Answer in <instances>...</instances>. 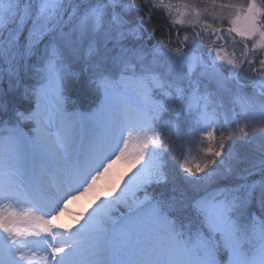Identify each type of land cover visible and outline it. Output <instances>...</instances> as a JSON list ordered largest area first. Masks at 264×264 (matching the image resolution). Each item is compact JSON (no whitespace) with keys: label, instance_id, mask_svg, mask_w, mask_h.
<instances>
[{"label":"snow or ice","instance_id":"obj_1","mask_svg":"<svg viewBox=\"0 0 264 264\" xmlns=\"http://www.w3.org/2000/svg\"><path fill=\"white\" fill-rule=\"evenodd\" d=\"M5 74L0 264H264V0H0Z\"/></svg>","mask_w":264,"mask_h":264},{"label":"trees","instance_id":"obj_2","mask_svg":"<svg viewBox=\"0 0 264 264\" xmlns=\"http://www.w3.org/2000/svg\"><path fill=\"white\" fill-rule=\"evenodd\" d=\"M157 23L163 25V20H159ZM65 94L72 110L87 112L92 110L97 103L96 94L86 76L71 79L67 84ZM0 101L6 103L9 109L7 113L0 112V119H8L15 109L23 111L28 107L27 100L23 98V89L13 90L6 74L0 79Z\"/></svg>","mask_w":264,"mask_h":264},{"label":"rangeland","instance_id":"obj_3","mask_svg":"<svg viewBox=\"0 0 264 264\" xmlns=\"http://www.w3.org/2000/svg\"><path fill=\"white\" fill-rule=\"evenodd\" d=\"M134 168H129L128 162L124 160H118L113 165L112 169L110 170V176L108 177H102L101 180H99L98 187L101 190L100 197L104 198L108 195L107 193V185L109 183L110 178H114L116 176H123V179H121V184L123 183L124 179H127L129 175H131V172L134 171ZM98 200H93V194L89 193L83 197H81L80 200L74 201L71 205H69L70 211L66 213L62 218V222L67 224H72L75 216V213L78 212H87L91 211L92 208L95 206V203H97Z\"/></svg>","mask_w":264,"mask_h":264}]
</instances>
